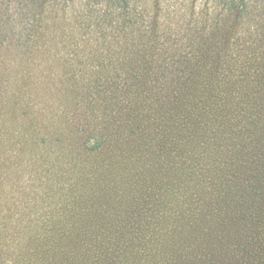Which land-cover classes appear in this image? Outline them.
Returning a JSON list of instances; mask_svg holds the SVG:
<instances>
[{
    "label": "trees",
    "instance_id": "1",
    "mask_svg": "<svg viewBox=\"0 0 264 264\" xmlns=\"http://www.w3.org/2000/svg\"><path fill=\"white\" fill-rule=\"evenodd\" d=\"M248 7V0H230L229 15L241 22ZM221 31L205 42L203 57L128 62L121 83L123 108L99 109L104 120L96 112L95 121L78 135L83 137L75 146L79 155H109L107 164L95 168L101 174L137 157H157L151 168L140 166L133 187L141 182L168 189L171 206L164 209L169 216L149 221L146 215L154 211L156 198L141 190L128 199L126 216L115 222L103 217L105 210L83 213L98 234H31L10 242V264H264V59L241 58L232 29ZM119 90L111 81L106 99L119 102ZM17 96L14 107L26 98ZM41 112L29 103L22 117L32 124L44 122ZM18 126L23 136L25 127ZM0 137L12 142L2 131ZM30 142L39 151L47 148L38 139ZM59 142L63 147L64 140ZM169 152L171 178L164 163L172 161ZM15 154L0 150V162H11ZM133 213L141 215L134 218ZM4 218L2 228L9 226Z\"/></svg>",
    "mask_w": 264,
    "mask_h": 264
},
{
    "label": "rangeland",
    "instance_id": "2",
    "mask_svg": "<svg viewBox=\"0 0 264 264\" xmlns=\"http://www.w3.org/2000/svg\"><path fill=\"white\" fill-rule=\"evenodd\" d=\"M248 2L245 18L237 22L229 15L230 0H0V131L12 140L0 137L7 147L0 150L7 156L16 152L11 162H0V224L4 217L9 224L0 226V264H10V242L20 243L31 234H98L83 213L105 210L103 217L115 222L126 216L128 199L141 190L156 198L153 215L141 208L149 221L169 216L164 209L171 206L168 189L141 182L133 187L140 166L156 164L157 157H137L101 174L95 168L107 164L109 155H79L75 146L83 137L78 135L99 109L112 104L123 108L121 83L128 62L203 57L205 42L217 38L223 27L232 29L241 58L264 59V0ZM111 81L119 86V102L109 95L106 99ZM21 93L25 101L14 107V97ZM29 103L42 108L44 122L25 121ZM99 113L103 121L105 112ZM18 124L25 127L23 136ZM37 127L43 135L29 129ZM30 139L47 148L37 150ZM167 158L172 160L164 162L171 178V152Z\"/></svg>",
    "mask_w": 264,
    "mask_h": 264
}]
</instances>
